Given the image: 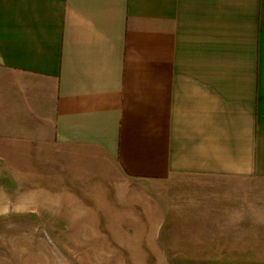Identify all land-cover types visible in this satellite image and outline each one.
Returning a JSON list of instances; mask_svg holds the SVG:
<instances>
[{
	"label": "crops",
	"instance_id": "crops-1",
	"mask_svg": "<svg viewBox=\"0 0 264 264\" xmlns=\"http://www.w3.org/2000/svg\"><path fill=\"white\" fill-rule=\"evenodd\" d=\"M2 146L116 170L137 189L96 199L112 240L143 226L157 257L218 264L235 242L264 264V0H0ZM40 209L0 196V226Z\"/></svg>",
	"mask_w": 264,
	"mask_h": 264
},
{
	"label": "rangeland",
	"instance_id": "rangeland-1",
	"mask_svg": "<svg viewBox=\"0 0 264 264\" xmlns=\"http://www.w3.org/2000/svg\"><path fill=\"white\" fill-rule=\"evenodd\" d=\"M12 149L15 148L0 147V157L4 158L0 159V188L7 192L0 196L13 203H39L40 224L0 226V249L6 254L4 264H208L155 256L158 248L148 242L150 235L144 232L148 227H116L118 232L112 240L111 227L97 224L101 221L96 218V199L102 197L107 207L112 186L121 187L124 193L119 198L124 200L129 189H137L118 177L113 168L98 175L95 163L69 161L68 165L66 151L57 146L40 147L38 154L27 155L32 158L27 161L14 160ZM96 186L104 187L103 195L93 192ZM133 228H137L135 234H126ZM242 249L247 256L232 257L242 250L237 243H229L228 256L218 264H254V245L244 244ZM122 250L136 255L145 252L149 256H117L125 253Z\"/></svg>",
	"mask_w": 264,
	"mask_h": 264
}]
</instances>
